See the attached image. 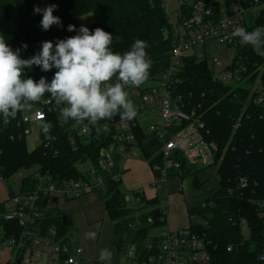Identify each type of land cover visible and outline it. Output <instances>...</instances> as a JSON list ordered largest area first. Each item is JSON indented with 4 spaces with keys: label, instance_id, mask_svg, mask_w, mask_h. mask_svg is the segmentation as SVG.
<instances>
[{
    "label": "trees",
    "instance_id": "trees-1",
    "mask_svg": "<svg viewBox=\"0 0 264 264\" xmlns=\"http://www.w3.org/2000/svg\"><path fill=\"white\" fill-rule=\"evenodd\" d=\"M194 1V0H187ZM255 0H244L246 5H254ZM257 5L264 0H257ZM55 5L53 12L61 20L47 31L40 24L42 12L34 13V8L44 9ZM177 21L188 16L189 10L180 3ZM257 25H264V11H259ZM91 14L94 22L87 27L90 31L102 28L113 35L111 48L123 53L130 49L136 39L147 42L148 58L151 60L150 73H159L168 65V54L174 45L175 35L170 25L163 0H0V35L13 49H20V55L28 59L39 53L44 41L55 44L79 32L76 20ZM74 25L75 31H68ZM27 44V49L22 45ZM57 69L42 71L39 66L25 69L28 77L48 82ZM174 91L181 99L194 107L203 122L206 139L215 143L217 152L215 163L219 189L203 201H196L187 209L191 233L203 236L208 243L206 249L209 261L206 264H264L259 257L264 253V104L256 102L259 95L252 91L258 87L264 95V64L253 56L248 58V80L243 87H232L216 81L206 61H198L194 56L182 59ZM51 98L45 94L42 101ZM22 111L15 119L5 121L0 115V176L8 181L17 171L32 167L40 169L59 183L67 179L81 180L85 176L79 165L96 167L99 150L108 144L103 134L93 130L84 136H72L69 127L61 125L55 115L49 116L52 125L50 133L56 140L51 150L39 145L28 151L25 139H18L21 126L17 124ZM138 142L142 154L140 159L149 166L159 161L158 145L147 140L143 128L138 127ZM14 137L11 140L10 137ZM73 139L74 145L71 146ZM177 159V157H176ZM180 161L178 171L169 173V180L178 181L191 177L192 189L203 184L197 174L205 168ZM120 158L116 157L118 168ZM246 181L240 188L239 180ZM33 179L21 178V191L29 187ZM102 199L108 218L112 224V245L114 264L124 258L130 245L136 247L138 258L145 261L150 255L147 247L157 244L150 232L162 228L165 221L158 207L157 198H140L139 204L129 206L124 201L125 193L121 183L106 180L105 190L97 192ZM14 192L8 191V196ZM4 208L0 205V212ZM44 227L55 226L58 237L63 242L73 239L71 222L54 205L44 210ZM151 219L152 223L148 220ZM244 223L245 230L242 228ZM231 246L230 252L227 248ZM17 259L5 264H16ZM94 264V263H89Z\"/></svg>",
    "mask_w": 264,
    "mask_h": 264
},
{
    "label": "built area",
    "instance_id": "built-area-1",
    "mask_svg": "<svg viewBox=\"0 0 264 264\" xmlns=\"http://www.w3.org/2000/svg\"><path fill=\"white\" fill-rule=\"evenodd\" d=\"M189 10L188 16L177 25L170 22L174 30V45L168 54V65L159 73H150L148 80L128 89L129 96L137 109V116L127 123H122L119 116L111 120L99 122L98 133L105 135L108 144L99 150L97 166L87 165L81 169L85 179H67L59 183L50 175L33 167L29 171L19 170L15 175L33 179L25 191L14 193L5 201L0 202L4 210L0 212V249H7L15 254L20 264H83V250L74 238L63 242L58 237L55 226L44 227V210L52 208L54 199L62 201L77 200L91 192H103L106 180L122 181L120 164L125 157H141L142 150L138 142V127L143 128L147 140L158 145L159 161L150 166L152 171V186L157 189L166 186L169 173L178 171L180 161L199 168L214 165L217 148L215 143L208 141L203 131V122L197 116L195 108L185 103L174 91L177 85L178 72L182 67V59L194 56L198 61H206L203 53L197 49L204 48L207 43H215L233 49L234 54L228 64L223 65L217 59L212 60L217 69L214 79L224 85L243 87L248 80V58L253 56L264 64V56L257 55L250 46L244 50L238 39L231 37V32L237 26L251 31L257 27L256 20L259 11L254 5H246L244 0H194L181 2ZM254 11V12H253ZM179 29V30H178ZM252 91L258 93L256 102L264 104V95L258 87ZM59 118L61 125L69 127L72 136H84L81 125L75 121L64 122L60 118V106L52 98L42 101L38 106H32L30 114L22 111L17 124L21 126L18 139L31 135V125L40 127L42 123H50L49 116ZM155 119V120H154ZM143 122L147 123V126ZM51 124V123H50ZM37 126V127H38ZM91 131V132H92ZM40 145L51 150L56 140L50 132L45 134L42 128L38 131ZM14 140V137H10ZM74 145L73 139L71 146ZM136 150L137 152H135ZM120 158L118 168L115 159ZM177 157V159H176ZM6 180L0 176V183ZM240 188H245L246 181L239 180ZM144 197L140 189L125 193L126 204H139ZM145 198V197H144ZM161 218L165 221V212ZM152 223V220H148ZM242 228L245 230L244 223ZM157 244L153 248L148 245L150 255L143 262H135L138 258L136 247L130 245L124 254L125 264H206L209 261L208 243L203 236L191 233L188 229L170 231L163 226L155 235ZM231 246L227 248L230 252ZM111 259V257H110ZM264 260V253L259 257ZM103 264L99 257L86 264ZM110 264L112 263L110 260Z\"/></svg>",
    "mask_w": 264,
    "mask_h": 264
},
{
    "label": "clouds",
    "instance_id": "clouds-1",
    "mask_svg": "<svg viewBox=\"0 0 264 264\" xmlns=\"http://www.w3.org/2000/svg\"><path fill=\"white\" fill-rule=\"evenodd\" d=\"M55 5L44 9L34 8V13L42 12L40 21L43 30L60 25L54 16ZM68 31H75L74 25ZM231 37L243 46L264 56V27L251 31L237 26ZM113 35L102 28L90 31L81 27L77 35L42 43L41 51L28 59L20 55V49L13 50L0 35V115L5 121L15 119L25 108H31L49 94L60 106V118L64 122L75 121L81 125L84 135L91 134L92 128L99 131V122L120 117L127 123L137 116V109L129 96L128 89L139 87L150 75L151 60L146 51L148 44L136 39L126 52H114L111 48ZM27 49L28 45H22ZM39 66L42 71H55L50 82L41 77L35 81L28 77L25 69ZM45 134L52 125H40ZM96 231H88L84 239L94 240ZM99 260L110 264V252L102 249Z\"/></svg>",
    "mask_w": 264,
    "mask_h": 264
},
{
    "label": "rangeland",
    "instance_id": "rangeland-1",
    "mask_svg": "<svg viewBox=\"0 0 264 264\" xmlns=\"http://www.w3.org/2000/svg\"><path fill=\"white\" fill-rule=\"evenodd\" d=\"M163 1H164L165 9L168 14L169 22H171L174 25H177L179 5L184 0H163ZM262 8H264V4L259 5L255 9V11H259ZM93 22L94 19L91 14H87L76 20V23L79 27L88 26ZM197 53H203L205 55V60L208 64L209 69L211 70L213 76H216L217 69L215 68V66H213L212 60L217 59L221 61L223 65H226L232 59L234 51L233 49L212 42V44L206 45L203 49L202 48L197 49ZM23 111L26 115L30 114L31 108H25ZM143 123L144 125L147 126L146 122ZM37 126L38 125L36 124L31 125V135L25 138L26 147L28 151H33L41 143V138L39 137L38 134L40 127ZM134 151L137 152L136 150ZM87 165L89 164L79 165L78 168L86 169ZM30 169H27L25 171H29ZM197 178L198 181L203 184L198 189H194V190L192 189L191 177H186L182 179V181L180 182L178 181L177 178H173L170 181H168L166 190H165V186H161L160 188L156 189L159 209H162L164 212H167V219L170 220V218L173 216H178L179 218L182 219L183 216L186 221V226H188L190 222L193 223L198 222L197 218H192L191 220L190 219L188 220L185 214V210L191 207L196 201H203L205 198L211 196L219 189V181H218V176L216 174V167L211 166L201 170L200 172H198ZM20 181H21V177L14 174L5 183H0V202L5 201L8 198L9 190L14 193L18 192ZM121 191L123 193L128 194V191L126 190L124 185L122 186V184H121ZM54 200L59 201L60 199L55 198ZM81 203L84 210L83 218L81 217V215L77 213L78 210L75 204L64 207L62 206L63 207L62 210L67 212L68 211L67 209L68 208L70 209L69 211H71L72 220L73 221L77 220L75 221L76 222L75 225L77 227L78 226L81 227V223L83 222H87V224H96L98 222L101 223L100 229L99 228L96 229L95 227L89 229V231L97 232V237L96 239H94V241L97 242L95 246V255L96 257H99L102 249H108L109 252L112 253L111 252L112 225L105 211V207L101 197L97 192H91L86 194L84 198L81 199ZM157 232H158L157 230L155 231L152 230L150 232V235L151 236L156 235ZM14 260H15L14 253H12L7 249H0V264L13 262ZM119 261H121V259H119ZM44 264H51V263L45 261Z\"/></svg>",
    "mask_w": 264,
    "mask_h": 264
},
{
    "label": "crops",
    "instance_id": "crops-1",
    "mask_svg": "<svg viewBox=\"0 0 264 264\" xmlns=\"http://www.w3.org/2000/svg\"><path fill=\"white\" fill-rule=\"evenodd\" d=\"M208 44H212V43L209 42L206 45ZM120 168L122 169V172H123L121 184L122 186L124 185L127 191H133L136 189H140L146 200L157 198L156 189L152 186V177H153L152 171L147 162L141 160L140 157H130L129 156V157H125L122 160L120 164ZM166 186H165V190H166ZM84 196L80 197L77 200H67V201L65 200L55 201L54 200V206L58 208L61 212H63L64 215L67 217V219L71 222L73 233H74L73 238L75 242H77L81 246L83 250V264H86L88 261L97 259L98 257H96L95 255V246L97 242H95L94 240L84 239V234L88 232L89 229H91L92 227H95L96 229L97 228L100 229L101 223L98 222L96 224H87V222H83L81 223V227L80 226L77 227L75 225L76 224L75 221L77 220L75 221L72 220L71 211H69L70 209L68 208L67 212L62 210L64 206H70L72 204H75L78 210V211L76 210L77 213L81 215V217L83 218L84 210H83V206L81 203V199H83ZM160 210L163 211L162 209ZM185 214H186L187 219L189 220V217L187 215V209L185 210ZM189 225L186 226V221L183 216H182V219L179 218L178 216H173L170 218V220L167 219V212H165V225L164 226L166 229L170 231H179V230L187 229ZM156 230L158 231V229ZM110 257H111L110 260L113 263L114 262L113 253H110ZM119 264H125L124 259H121V261H119Z\"/></svg>",
    "mask_w": 264,
    "mask_h": 264
},
{
    "label": "water",
    "instance_id": "water-1",
    "mask_svg": "<svg viewBox=\"0 0 264 264\" xmlns=\"http://www.w3.org/2000/svg\"><path fill=\"white\" fill-rule=\"evenodd\" d=\"M247 49H248V47L245 46V47H244V50H247ZM16 264H20V260H19V259H17Z\"/></svg>",
    "mask_w": 264,
    "mask_h": 264
}]
</instances>
